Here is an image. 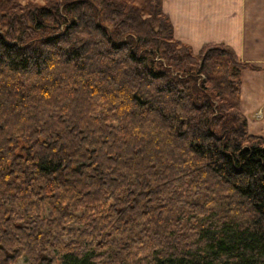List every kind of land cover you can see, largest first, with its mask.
I'll list each match as a JSON object with an SVG mask.
<instances>
[{"label": "trees", "instance_id": "obj_1", "mask_svg": "<svg viewBox=\"0 0 264 264\" xmlns=\"http://www.w3.org/2000/svg\"><path fill=\"white\" fill-rule=\"evenodd\" d=\"M161 1L0 0V264H264V67Z\"/></svg>", "mask_w": 264, "mask_h": 264}, {"label": "crops", "instance_id": "obj_2", "mask_svg": "<svg viewBox=\"0 0 264 264\" xmlns=\"http://www.w3.org/2000/svg\"><path fill=\"white\" fill-rule=\"evenodd\" d=\"M161 6L175 39L193 49L221 42L264 67V0H162Z\"/></svg>", "mask_w": 264, "mask_h": 264}, {"label": "rangeland", "instance_id": "obj_3", "mask_svg": "<svg viewBox=\"0 0 264 264\" xmlns=\"http://www.w3.org/2000/svg\"><path fill=\"white\" fill-rule=\"evenodd\" d=\"M19 1L21 4H24L27 1H31L36 4L45 3V0ZM142 1L143 0H135V2L138 4H140ZM201 46L198 49L191 48L193 53H197ZM241 80L242 93L240 100V110L246 117L247 129L251 133L264 135V68L262 70H242ZM25 263L26 259L24 257L19 258L15 262V264Z\"/></svg>", "mask_w": 264, "mask_h": 264}]
</instances>
